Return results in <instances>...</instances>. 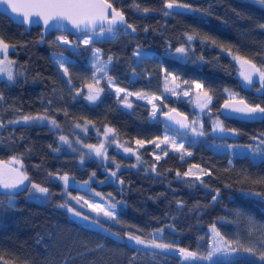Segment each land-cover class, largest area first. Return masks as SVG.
Here are the masks:
<instances>
[{
	"label": "trees",
	"instance_id": "16d2710c",
	"mask_svg": "<svg viewBox=\"0 0 264 264\" xmlns=\"http://www.w3.org/2000/svg\"><path fill=\"white\" fill-rule=\"evenodd\" d=\"M108 1L136 30L117 28L113 36L88 45L66 32L44 35L39 25L26 31L0 13V39L9 46L14 77L0 78V160H19L29 180L50 193L33 198L27 191L9 196L0 189V264H264L259 256L264 247L250 246L264 241V143H255L264 139V121L225 119L219 112L229 97L225 89L264 106L259 80L244 86L235 60L245 58L264 71V7L253 0H177L195 11L165 16L167 0ZM187 35L195 38L188 41ZM61 36L69 43L58 41ZM93 46L102 58H113L107 78L124 89L160 93L166 76L186 87L200 82L212 97L203 114V135L179 152L167 149L159 142L166 126L151 118L150 106L122 100L106 78L99 99L87 101ZM179 47L186 52L177 53ZM53 53L67 56L66 76ZM175 106L191 119L188 101L177 100ZM33 114L48 115L64 134L91 144L111 128L115 145L107 149L106 162L82 156L65 147L49 125L21 121ZM211 116L235 133L212 132ZM56 175L90 181L117 202L116 218L99 217L104 228H97L71 217L60 207L65 193ZM213 228L226 244L239 239L241 252L183 261L175 252L147 250L110 233L151 238L156 230L161 240L205 255ZM249 247L255 254L244 251Z\"/></svg>",
	"mask_w": 264,
	"mask_h": 264
},
{
	"label": "snow or ice",
	"instance_id": "6c2138e0",
	"mask_svg": "<svg viewBox=\"0 0 264 264\" xmlns=\"http://www.w3.org/2000/svg\"><path fill=\"white\" fill-rule=\"evenodd\" d=\"M253 3H258L261 7H264V0H253ZM0 4H7L8 7L11 8L13 13H21V6L16 3V0H0ZM26 7L29 9L28 11H24L22 13V23L23 24H32V23H41L45 30L52 29V28H58L63 26V22H67L70 24L74 29L77 31H83L85 33L89 31L96 30L97 26L99 25V34L101 36H104L106 34H113L114 33V27H119L121 29H131L133 32H135V28L131 24H127L125 21L124 14L115 8H113V5L108 2V0H30V2L26 5ZM165 8L167 9L164 11V15L168 16L175 12L177 8L179 9H187L190 11H195L191 8L188 4H180L177 3V0H167L165 4ZM111 9V14H109V10ZM147 11V9H145ZM105 23L107 24V28L104 27ZM195 37L193 35H187V40L192 41ZM58 41H62L64 44H68L69 41L65 37H57ZM91 42L90 38H85L83 43L85 45H88ZM215 43V41H213ZM0 46H2L3 52H7L8 45L4 43L2 39H0ZM99 49L94 50V55L96 56V62L93 64V67L95 68L97 73H103L104 75H107L108 72V65L112 62V57H108L107 62H101L99 58ZM177 53H185L186 48L185 47H179L176 49ZM136 55H139V53H136ZM235 59L241 60L243 65H250V67L255 71L259 72V82H260V89L258 91H264V71H260L258 68H256L255 64H252L251 61L242 58V57H235ZM57 63L60 64L61 68H64V73L67 74V68L64 67V63L62 62V58L57 60ZM0 71H4V69H0ZM169 75H171L169 73ZM243 75L244 80L248 83V85H253L255 83L253 79V73L247 72V73H241ZM8 79L11 81L14 79L13 74L9 71L8 72ZM176 77L173 76V80H175ZM109 80L111 81V78L109 77ZM187 83V81H185ZM195 83V82H194ZM195 87L197 89H201L203 86L200 83H195ZM103 91V89H99L95 94H90L86 98L89 101H96L99 99V93ZM124 89L117 88L116 92L119 94L120 92H123ZM225 91H228L225 89ZM185 95L188 93L185 92ZM138 98L140 97V94H136ZM204 96L206 97V103L201 105L202 110L204 108L208 107V104L211 102L212 97L208 95V93H204ZM2 98V97H0ZM155 99V97L153 98ZM234 99V98H233ZM124 101L127 100V96L123 98ZM151 102V101H149ZM126 107L131 108V104H126ZM224 109L228 110L225 114V119H233V118H243V119H250V120H262L264 121V106H261L260 104L251 105L247 102H245L243 99H240L236 101L235 103H228L227 101L224 104ZM175 112V109L172 110ZM155 106L154 111L152 113L153 116H155ZM47 117L45 116H30L25 115L22 117V121L25 124H28L30 122H38L43 121ZM171 119V117H169ZM11 123H20V121H11ZM50 123L53 126H56V121L51 120ZM177 123H181L180 121H177ZM194 123V122H193ZM188 125L181 123V127H187ZM79 127V125H77ZM219 130L220 132L225 131H231L235 133V129H226L222 122L217 120L214 126V131ZM193 131L195 129L193 128ZM114 130L111 128L106 129V135L108 133H113ZM198 135H203V132L198 133ZM60 140L64 143H69L66 137L61 136ZM169 137L165 136L163 143L167 144L169 143ZM138 144L143 145V141H137ZM173 144L175 151H180L183 148V144H180L179 146H176L175 141H171ZM264 143V141H262ZM89 148L95 149V155L101 156L103 153L101 149L104 147V145H101L100 147H96L94 145H87ZM156 147L159 148L160 144H156ZM125 151H130V149H125ZM187 155H191V152H187L185 150ZM167 154V153H165ZM139 159V158H138ZM159 159V157H158ZM181 159H183V155L181 156ZM153 170H155L153 166ZM190 173L186 172L184 173L185 176H188ZM51 175V174H50ZM113 176L116 175L115 172L112 173ZM179 176L180 173H177ZM60 180L64 182V185L67 186L69 184V177L68 175H63L59 177ZM28 181V184L31 185V187H28V185L25 183ZM123 183V181H121ZM0 185H2V189L4 190H10L6 194L9 196L19 194L20 191H27L29 193L30 197L35 198L37 194L40 196L47 197L49 193V189L47 187L41 186L38 183H33L29 180V177L24 172H18L17 177L14 180H9L7 178H0ZM15 190V191H11ZM99 195V194H97ZM217 195H219V192L217 191ZM255 195L259 196L260 193H255ZM217 196H213V200H215ZM9 206L13 205V201H8ZM60 207H65L67 211L73 213L76 216H81L80 212H76L73 208L69 207L67 204H62ZM89 207H93L95 211L102 212L105 217H108L109 219H115L116 213L111 210H106L104 208H100L99 205H89ZM112 209H115V205H111ZM84 219H88V217H84ZM213 230H215L213 228ZM128 240L130 242H134L135 245H145V241L140 236H134L129 234ZM162 239L161 236L154 233L153 239L151 242L146 246L147 250H156L161 249L165 251H170L173 248L172 243H158L157 240ZM223 249L216 245L213 247L212 250L207 251L206 255H198L196 252L188 251L187 249L181 248L179 249V254H183L185 260H207L211 261L214 257V255L217 252H221ZM231 251V250H230ZM245 252H248L250 254L253 253V248L249 247L244 249ZM260 259L264 261V252L259 253Z\"/></svg>",
	"mask_w": 264,
	"mask_h": 264
},
{
	"label": "rangeland",
	"instance_id": "374dc122",
	"mask_svg": "<svg viewBox=\"0 0 264 264\" xmlns=\"http://www.w3.org/2000/svg\"><path fill=\"white\" fill-rule=\"evenodd\" d=\"M105 28H107V27H105ZM115 33H116V29H114L113 34H106L104 36H101L99 34V29H98L95 31L82 33V34L78 35L79 36L78 40L81 43H83L85 38H90V40L92 41L95 38L113 36ZM0 49H2V46H0ZM8 49H9V46H8ZM95 49H98V48L93 46L91 49V52L88 56V63L90 64V66L92 68V74H91V79H90L89 85H87L85 87V99L87 101H89V100L86 97L89 96L90 94H95L100 89V83L105 78L108 81L110 88L114 91V93L117 96H120L122 100L125 96H127V100L136 99V100L147 103L150 106L151 118H153V119L158 117L159 112H161L163 110L170 109L172 107H177V106H175L177 100H186L189 102V107L194 111V112H191L192 113L191 128L186 133H179V132L174 131L173 129L165 127V129L163 130V133L160 137L159 142L161 144L167 146V149H174L173 144L171 143V141H173V140L175 141L176 146H179L180 144L194 142L196 139H198L201 136V135H198V133L202 132V130H203V127H202L203 114H205L207 112V110L209 109L210 103L208 104L207 108H204L202 110L201 105L206 103V97L204 96V91L202 90V88L197 89L195 87V83H200V82L194 81L195 83L192 82V83H190L189 87H186L185 85H181L177 79L173 80V77L166 76L163 78L162 89H161L160 93L127 90V89H124V88L116 85L112 80L110 81L109 78H107V75H104L103 73H97L96 72L95 68L93 67V64L96 62V56L94 55ZM138 53H139V55L142 54V52H138ZM52 56H53V59L56 61V63H57L58 59L62 58V62L64 63V67H65V61L67 58L66 55L59 54V53H53ZM99 58H100L101 62H107V60H108V58H102L101 52H99ZM235 60L238 63V67H239L238 76L240 77L244 86L249 87L250 85H248V83L244 80V77H243V75H241V73L252 72L254 81L259 80V72H255L250 67V65H243L241 60H238V59H235ZM57 64L59 65L60 69L64 73V68H61L59 63H57ZM0 69H4V71H0V78L8 79V72L9 71L13 74V60L10 58L8 50H7V52H3L2 50H0ZM64 75L66 76L67 74L64 73ZM117 88L124 89V91L117 94V92H116ZM185 92H187L188 94L185 95L184 94ZM137 93H139L140 97H142V98H138V96L136 95ZM238 95L239 94L237 92L227 91V96H229V97H238ZM154 97H155V99H153ZM149 101H151V102H149ZM89 102H92V101H89ZM154 106H155V113H156L155 116L152 115V113L154 111ZM38 115L39 116H45L47 118L43 121H38L37 123L47 124L58 133L59 138L61 136H64L67 138L69 143L62 142V144L65 147H67L68 149L79 151L82 156H85V157L86 156H93V157H96V158L102 160L103 162L107 161V156H106L107 149L110 146L115 145V136L113 133H108L106 135V132H105L104 135L100 136L99 140L96 143L91 144L89 142L82 141L78 136L69 137L66 134H64L62 132L61 127L58 125L57 122H56V126H53L50 123V121L54 120V119L49 117L48 115L33 114L30 116H38ZM217 120L221 121L219 116H211V122H212V127H213L212 132H214L215 134H219V135L233 134L230 131H225V132H220L219 130L214 131V126H215V123ZM21 121H22V118H21ZM82 128H83L82 126L78 127V129H82ZM193 128L195 129V131H193ZM165 136L169 137L170 142L167 144L163 143ZM262 141H264V139H256L255 143L256 144H262ZM87 145H94L97 148L100 147L101 145H104V147L101 149L103 154L101 156H96L95 155V149L89 148V147H87ZM125 152L135 154V151L132 148L130 149V151H125ZM18 172H24L23 168H22V164L20 163L19 160L15 159V158L9 159L7 161L0 160V178H7L9 180H14L17 177ZM60 176H63V175H56L55 177L59 179ZM60 181L63 184V192L65 193V202L63 204H67L69 207L73 208L76 212L81 213V216H76L73 213L68 211V213L71 217L75 218L76 220H78L82 224L92 226V227H97V228H104V225L98 220V218L99 217H105V216L103 215L102 212L95 211L93 209V207H89L90 204L91 205H99L100 208H104L106 210L114 211L117 215V212H118L117 202L111 201L108 198L101 195L99 193V191L91 185L90 181H87V180L80 181V180L69 178V184L67 186L64 185V182L62 180H60ZM25 183L28 184V181H26ZM72 187L76 188L78 190L73 191ZM0 189H2V185H0ZM7 191H10V190H7ZM11 191H15V190H11ZM97 194H99V195H97ZM39 196L40 195L37 194V197H39ZM111 205H115V209H112ZM84 209L87 210V213H86V211H83ZM85 216L88 217V219H84ZM110 233L112 235L120 238V239H125L128 242H130L127 238L129 234L121 236L115 232H110ZM154 233L161 236V232H159V231L155 230ZM131 235L140 236L137 234H131ZM140 237L145 241V245H136V246L143 247V248H146V246L153 239V237H151V238H146L143 236H140ZM209 240H210L209 241V248L207 251L212 250L213 247L216 245H219L223 249V251L217 252L214 255V257L226 256L229 254H235V253L241 252L239 245L242 243L239 241V239H235L233 241V243L232 244L230 243V245H229V244H226L223 241V239L220 238L214 230H211ZM157 242L158 243H168V242L163 241L161 239H158ZM130 243L134 244V242H130ZM252 244H253V246H256V247H260V246L264 247V241H262L261 239L253 240V242L250 243V246H252ZM179 249H181V248L176 247V245L173 244L172 250L167 251V252H175L176 254H178L181 257V260L186 261L184 258V255L179 254ZM156 250H161V249H156ZM163 251H165V250H163ZM188 251H190V250H188ZM207 251H206V254H207ZM198 255H203V254H198ZM187 261H195V260L190 259Z\"/></svg>",
	"mask_w": 264,
	"mask_h": 264
},
{
	"label": "water",
	"instance_id": "95a60500",
	"mask_svg": "<svg viewBox=\"0 0 264 264\" xmlns=\"http://www.w3.org/2000/svg\"><path fill=\"white\" fill-rule=\"evenodd\" d=\"M29 2H30V0H16V3L21 6V13H13L12 10H11V8L8 7L7 4H0V13H3L5 15H7L9 18L12 19L13 22L23 25L26 31H28L31 26L39 25L41 27V33L44 34V35L46 33H48L49 31H52V30L66 32V33H69L71 35H80L82 33H85L83 31H77L76 29H74L67 22H63V26L62 27L52 28V29H48V30H45L44 29V27L42 26V22L41 23H32L30 25L23 24L21 22L22 21V13L24 11H28L29 10L26 7V5ZM113 8H115L116 10L122 12L120 9H117L114 6H113ZM175 11H187V12H191L190 10H187V9H179V8H177ZM109 14H111V9L109 10ZM124 17H125V21L127 22V24H130L127 21V19H126L125 14H124ZM104 27H107V24L106 23H105ZM117 28H119V27H114V29H117ZM98 29H99V25L97 26L96 30H98ZM128 30L131 31V32H133L131 29H128ZM89 32H91V31H89ZM240 99H243L245 102H247L243 97H227V98H225L222 101V103L220 104V106H219V112H220L221 116L225 117V114L228 111V110L224 109V104H225L226 101L228 103H235L236 101H238ZM247 103H249V102H247ZM249 104H251V103H249ZM251 105H256V104H251ZM173 109H175V112L172 111ZM169 117H171V119H169ZM158 119L167 128L173 129L174 131L179 132V133H186L191 128V119H190L189 115L187 113H185L184 111L180 110L178 107H172L170 109L163 110V111L159 112ZM236 119L249 120V121H260L259 119H256V120L243 119V118H236ZM177 121H180L181 123L186 124L188 126L187 127H181V123H177Z\"/></svg>",
	"mask_w": 264,
	"mask_h": 264
}]
</instances>
